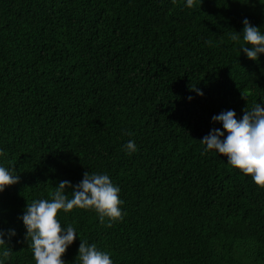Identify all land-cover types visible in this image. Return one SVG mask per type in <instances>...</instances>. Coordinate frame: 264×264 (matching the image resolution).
<instances>
[{"label": "trees", "instance_id": "16d2710c", "mask_svg": "<svg viewBox=\"0 0 264 264\" xmlns=\"http://www.w3.org/2000/svg\"><path fill=\"white\" fill-rule=\"evenodd\" d=\"M245 16L264 29L260 0H0V160L21 177L0 192L5 264H35L26 204L86 170L126 214L59 210L79 232L66 264L80 238L115 264H264V186L200 141L214 114L264 104V53L231 39Z\"/></svg>", "mask_w": 264, "mask_h": 264}, {"label": "clouds", "instance_id": "9594fccd", "mask_svg": "<svg viewBox=\"0 0 264 264\" xmlns=\"http://www.w3.org/2000/svg\"><path fill=\"white\" fill-rule=\"evenodd\" d=\"M243 2V0H242ZM264 4V0H260ZM187 7L194 6V0H186ZM243 29L231 33L233 41H243L239 46L247 57L259 60L264 53V29L253 24L249 17L243 19ZM195 88V87H194ZM203 95V89H197ZM189 99H192L190 96ZM213 121L222 122V127H213L200 141L205 145L204 152L218 151L226 160L239 168L260 186H264V104L256 101L238 117L235 109L222 110L212 116ZM124 150L131 154L138 150L134 139H129ZM6 150L0 147V157ZM20 175L14 166H8L0 160V192L6 186L18 182ZM72 190L69 196L66 189ZM120 185L115 183L107 171H85L82 179L74 183L70 179H61L51 192V198L39 197L28 202L25 210L19 214L25 227V236L35 259V264H66L63 254L79 235L77 227L64 224L58 217V211L68 212L74 208L94 209L100 222L110 224L116 219H123L126 209L122 207ZM14 227L0 228V247L16 235ZM80 238V236H79ZM9 249L4 248L2 257H7ZM0 257V264L5 259ZM75 264H115L110 250L102 249L96 242L80 238Z\"/></svg>", "mask_w": 264, "mask_h": 264}]
</instances>
